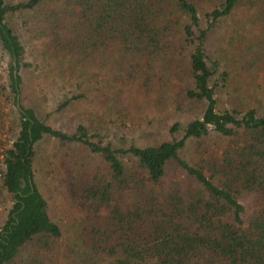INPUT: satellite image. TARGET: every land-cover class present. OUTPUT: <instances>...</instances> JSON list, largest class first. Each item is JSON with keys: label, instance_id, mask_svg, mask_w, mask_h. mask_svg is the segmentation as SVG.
I'll use <instances>...</instances> for the list:
<instances>
[{"label": "trees", "instance_id": "16d2710c", "mask_svg": "<svg viewBox=\"0 0 264 264\" xmlns=\"http://www.w3.org/2000/svg\"><path fill=\"white\" fill-rule=\"evenodd\" d=\"M53 1L0 0V48L9 57L7 94L17 126L1 151L0 185L11 206L0 225V264H42L62 235L34 178L35 144L45 135L88 145L102 153L109 170L108 176L70 179L68 194L84 213L67 240L64 264H264V112L243 101L256 85L257 63L264 84V39L256 36L260 47L250 57V47L242 52L240 42L248 24L264 29V0ZM18 10L34 12L49 51L76 61L98 56L129 73L159 61L160 96L163 79L188 80L186 95L201 101V115L179 138L127 147L91 140L82 124L68 133L46 123L20 101V69L29 63L7 18ZM224 23L236 29L226 47L216 44ZM218 55L234 69L231 81L244 87H235L231 108H217L209 63L217 65ZM212 131L226 138L220 150L206 144ZM188 138L192 162L181 156ZM170 164L184 171L183 179L165 182ZM245 196L254 200L248 213Z\"/></svg>", "mask_w": 264, "mask_h": 264}, {"label": "rangeland", "instance_id": "374dc122", "mask_svg": "<svg viewBox=\"0 0 264 264\" xmlns=\"http://www.w3.org/2000/svg\"><path fill=\"white\" fill-rule=\"evenodd\" d=\"M17 2L20 0H10ZM65 0H54L52 4L64 3ZM243 8L239 12L242 15ZM249 14L252 11H245ZM14 26L24 46L22 66V88L20 101L31 106L39 118L55 128L65 132H73L79 124L85 126L90 139L101 144L111 143L114 147H127L130 144H158L163 140L179 138L184 128L193 118L199 117L203 105L201 101L189 98L186 88L191 85L188 80L171 79L163 84L164 96H160L161 76L160 63L151 60L135 73H129L108 60L101 62L98 56L90 57L82 62L73 56H64L61 52L47 49L46 39L40 33L36 16L32 10L15 11L7 16ZM227 23L220 24L217 31L223 34L216 44L228 45L229 33ZM247 39L241 42V51L247 46V57L259 50L257 35L264 39V29L257 22L246 26ZM234 31V30H233ZM236 34V29L234 31ZM259 38V39H260ZM234 42V46H236ZM240 45V44H239ZM228 48V47H227ZM231 48V47H230ZM217 48H213L216 52ZM224 52V51H223ZM219 58L217 65H209L214 71L215 96L217 108H231L234 89L241 91L237 82L231 81V65H226L225 58ZM216 57V58H217ZM214 58V57H213ZM71 59V60H70ZM9 57L0 48V166L3 167L1 151L11 144L17 130L14 118V106L8 92ZM253 72L256 83L249 91L248 98L243 101L248 106L257 107L264 112V84L261 65ZM226 71V77L221 72ZM230 72V74H229ZM150 81L148 82V75ZM152 76V77H151ZM223 76V75H222ZM3 85V88L1 87ZM78 96L73 98V96ZM241 109V107H239ZM176 124L175 128H172ZM206 144L210 148L220 150L226 138L213 132L206 136ZM36 156L33 162L36 184L47 201V210L53 220L62 228V235L53 253L42 256V264H64L69 259L67 240L77 230L78 221L84 213L80 202H75L68 194L70 179L79 181L81 177L108 176L107 162L102 153L93 151L80 141H60L56 137L44 136L35 144ZM196 155L193 139H187L181 156L192 162ZM126 160L127 157L123 156ZM184 171L177 165L170 164L165 182L181 180ZM186 187V183L182 182ZM248 213L254 206V200L245 196L242 199ZM11 206L10 194L0 185V225Z\"/></svg>", "mask_w": 264, "mask_h": 264}]
</instances>
